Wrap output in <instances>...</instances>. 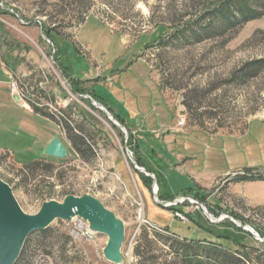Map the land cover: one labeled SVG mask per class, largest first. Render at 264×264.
Returning <instances> with one entry per match:
<instances>
[{
    "label": "rangeland",
    "instance_id": "obj_1",
    "mask_svg": "<svg viewBox=\"0 0 264 264\" xmlns=\"http://www.w3.org/2000/svg\"><path fill=\"white\" fill-rule=\"evenodd\" d=\"M239 2L252 19L236 13ZM228 8L236 13L230 21ZM45 28H54V44ZM263 57L264 0H0V180L27 215L66 196L98 200L123 226L118 264L177 260L166 226L258 255L264 242L235 222L264 239V181L234 178L250 167L264 173V71L242 73ZM137 126L156 195L126 152L136 163L129 130ZM166 136L176 138L172 152ZM53 138L65 158L44 155ZM177 155L190 160L180 164ZM85 229L80 217L53 221L43 241L41 231L27 237L17 264H117L104 256L108 237L83 236Z\"/></svg>",
    "mask_w": 264,
    "mask_h": 264
},
{
    "label": "water",
    "instance_id": "obj_2",
    "mask_svg": "<svg viewBox=\"0 0 264 264\" xmlns=\"http://www.w3.org/2000/svg\"><path fill=\"white\" fill-rule=\"evenodd\" d=\"M14 99L17 102L16 96H14ZM97 107L112 120V115L107 109L99 105ZM113 123L117 125L115 121ZM119 127L125 130L123 127ZM126 152L133 168L153 180L152 186L156 195L158 189L153 176L137 166L129 150L126 149ZM44 155L63 159L68 155V152L58 138H53L45 147ZM204 212L212 221L213 216L208 214L206 210ZM73 217H80L86 220L89 223L90 232L105 234L108 237V241L103 250L104 256L113 263L118 264L119 260L121 261L116 251L123 239L122 223L98 200L89 196H66L62 203L55 201L45 202L36 214L27 215L21 211L13 198L10 188L0 180V264H14L30 234L45 230L55 220L65 221L71 220ZM235 224L243 231L250 233L255 239L264 242V239L259 238L249 228L243 227L240 223L235 222Z\"/></svg>",
    "mask_w": 264,
    "mask_h": 264
},
{
    "label": "trees",
    "instance_id": "obj_3",
    "mask_svg": "<svg viewBox=\"0 0 264 264\" xmlns=\"http://www.w3.org/2000/svg\"><path fill=\"white\" fill-rule=\"evenodd\" d=\"M235 6L237 9L236 13H239V15L244 19H252L255 16V12H253L246 3H236ZM226 18L227 20H232L233 17L236 15V13H233L231 8H228ZM223 13V12H222ZM224 16V15H223ZM80 22H83V19H79ZM44 35L54 44L53 38L56 37V33L54 28L44 29ZM260 71H264V57L247 63L245 65V68L243 69L242 73L243 77L246 78H253L255 77ZM77 83H80V81H75ZM76 84V83H75ZM161 89V88H160ZM39 111V109H37ZM111 114L112 112L108 110ZM38 113V112H37ZM113 115V114H112ZM114 116V115H113ZM116 118V116H115ZM117 119V118H116ZM118 120V119H117ZM68 134L70 135V132L68 130ZM74 145L79 153H93L91 150V147L85 146L82 142H79L78 146L76 142H74ZM33 162V161H32ZM32 162L24 164V166L28 167V165ZM30 168V167H29ZM257 170V168H246L243 169L240 176H236L234 178V181L241 182V181H264V173L262 174H253ZM32 171V169H31ZM134 174H136L141 182L147 187L151 188V185L149 182H151L150 178L144 176L143 174L139 173L136 170H133ZM159 193V192H158ZM162 199V198H161ZM167 200V199H163ZM169 211H174L173 217L175 219L179 220V217L176 216L178 213L175 209H168ZM41 230L42 238H39L43 241L46 237V231ZM208 229V228H206ZM162 230L170 236L169 239L174 242L178 248L176 249V259L172 261L169 264H264V252H260L258 255H252L251 252L248 250V246H241L239 243L235 242V246H222L221 244L211 243V242H205L203 240H195V239H189V238H181L176 233L169 230V228L163 227ZM216 239H225L228 240L226 236L219 235ZM180 241V242H179ZM27 239L23 245V248L20 252L19 257L17 258L16 262L14 264H17L18 261H20L23 257V254L25 252ZM254 252V251H253ZM256 252V250H255Z\"/></svg>",
    "mask_w": 264,
    "mask_h": 264
},
{
    "label": "crops",
    "instance_id": "obj_4",
    "mask_svg": "<svg viewBox=\"0 0 264 264\" xmlns=\"http://www.w3.org/2000/svg\"><path fill=\"white\" fill-rule=\"evenodd\" d=\"M151 75V74H150ZM152 77V76H151ZM153 79V78H152ZM154 80V79H153ZM154 82L157 84V87L159 88V90L162 92V90L160 89V87H159V85H158V83L154 80ZM163 93V92H162ZM116 116V118L123 124V122H122V120L120 119V117L118 116V115H114V117ZM140 128L137 126L135 129H132V130H129L130 131V133H131V136H133V147H134V150H135V159H136V164H137V166L139 167V168H141L142 170H144L145 172H147L148 174H150V175H152L153 176V178H154V180H155V182H156V185H157V189H158V192H159V186H158V183H157V175H156V173H155V171H153V169H146V167H144V165L141 163V159H140V157H139V154H140V151H139V147H138V140H139V134H138V130H139ZM248 129V128H247ZM163 141H164V144L167 146V148L172 152V150H171V144H173L175 141H176V138L174 137V136H166L164 139H163ZM138 156V157H137ZM176 160H177V162H179L180 164H183L184 162H186L187 160H190L189 158H183V156H181V155H177L176 156ZM114 165L116 166V169H117V171L119 172V170H121V171H124V163L122 162V161H120V158H117L116 159V162L114 163ZM180 166L181 165H178V163L176 164V169H178L179 170V168H180ZM170 166H168V168H169ZM250 168H253V167H250ZM243 170V169H242ZM239 171H241V169H238V170H236V171H233V172H235V173H238ZM232 172V173H233ZM226 174V173H225ZM224 174V175H225ZM120 175V174H119ZM146 177H149V176H147L146 174H144ZM200 176V175H199ZM199 176H196L195 178L198 180V179H200L201 177H199ZM225 176H227V175H225ZM139 178V177H138ZM197 180H193L194 182V185H195V183H196V181ZM141 181V180H140ZM143 184V183H142ZM258 186H260L261 188H264V184L263 183H259L258 184ZM163 199V198H162ZM27 247H29V246H27ZM31 247H33V246H30V248ZM79 250L77 251L80 255H81V257L82 256H84V257H86L87 255H88V252H87V250H86V248H84V246H79V248H78ZM83 261H84V258L82 259ZM82 261V262H83Z\"/></svg>",
    "mask_w": 264,
    "mask_h": 264
},
{
    "label": "built area",
    "instance_id": "obj_5",
    "mask_svg": "<svg viewBox=\"0 0 264 264\" xmlns=\"http://www.w3.org/2000/svg\"><path fill=\"white\" fill-rule=\"evenodd\" d=\"M182 123L181 122H179V125H181ZM79 225H82L83 226V224L82 223H79ZM83 228V227H82ZM91 233L89 232V230H87V229H85L84 230V232H82V235L83 236H87V237H89V238H91L90 235Z\"/></svg>",
    "mask_w": 264,
    "mask_h": 264
},
{
    "label": "bare ground",
    "instance_id": "obj_6",
    "mask_svg": "<svg viewBox=\"0 0 264 264\" xmlns=\"http://www.w3.org/2000/svg\"><path fill=\"white\" fill-rule=\"evenodd\" d=\"M83 226L82 225H80V229L82 228Z\"/></svg>",
    "mask_w": 264,
    "mask_h": 264
}]
</instances>
